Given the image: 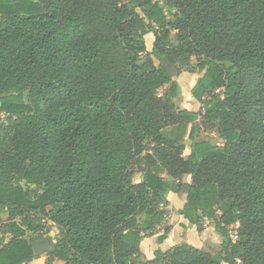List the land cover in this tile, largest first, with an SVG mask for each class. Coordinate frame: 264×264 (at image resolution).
<instances>
[{
  "label": "trees",
  "instance_id": "1",
  "mask_svg": "<svg viewBox=\"0 0 264 264\" xmlns=\"http://www.w3.org/2000/svg\"><path fill=\"white\" fill-rule=\"evenodd\" d=\"M0 114V264L39 260L43 221L48 264H264V0H0ZM171 192L218 252L141 260Z\"/></svg>",
  "mask_w": 264,
  "mask_h": 264
},
{
  "label": "crops",
  "instance_id": "2",
  "mask_svg": "<svg viewBox=\"0 0 264 264\" xmlns=\"http://www.w3.org/2000/svg\"><path fill=\"white\" fill-rule=\"evenodd\" d=\"M180 76V75H179ZM182 77V76H181ZM179 77V79L181 78ZM195 82L188 88L187 92H191ZM182 90L180 91V94ZM191 96V95H190ZM192 98V97H191ZM179 100V102H178ZM174 103L181 110H187L189 112H199L202 106L196 103L193 99L180 101V97L174 100ZM168 133V130H167ZM189 155V149L184 153V157ZM138 182L140 181V173ZM135 182V183H138ZM190 176H184L182 183H189ZM186 201L184 193L171 192L167 196V205L164 208L166 214L163 221L159 225H156L151 233L145 235L142 234V240L139 246L141 260L149 262L154 259V255L157 251L165 252L170 248L180 245H190L197 249H209L212 248L221 238L215 234L210 222L207 221L203 231L197 232L194 226H191L183 217L179 215V210L182 209ZM7 215V212H6ZM164 235V240L159 242V238ZM221 241L219 242V244Z\"/></svg>",
  "mask_w": 264,
  "mask_h": 264
},
{
  "label": "rangeland",
  "instance_id": "3",
  "mask_svg": "<svg viewBox=\"0 0 264 264\" xmlns=\"http://www.w3.org/2000/svg\"><path fill=\"white\" fill-rule=\"evenodd\" d=\"M153 42H154L153 34H147L145 36V43H146L148 52H150L152 50ZM192 64H193L194 70H195V66L197 64V60L195 58L192 60ZM199 76L200 75H198L196 72H195V74L183 72L179 76L181 78L179 79V77H178L176 79L177 83L179 84L180 91L182 90V93L179 95L180 101L181 100L184 101V99L189 100V98H190V100H192V98L190 96L191 94L189 92H187V90H188V88H190V86L193 84V82H195L197 80V78ZM167 87L161 89L159 91V94L162 95L165 92ZM25 102L35 109L40 108V106H41L40 102L37 99L25 97ZM178 102H179V100H178ZM1 118H2V115L0 114V121L2 120ZM164 135H167V130L164 131ZM197 136H198L199 140L204 139V138H209L214 143H217V144L219 143V140H220L219 136L215 133L214 130H199L197 132ZM138 179H139V174L137 173L133 176V182H138ZM6 219H7V215H6V211L4 210V211L0 212V223L4 224L6 222ZM142 220H143V215H139L137 217V221L139 222V224L141 223ZM235 229H236L235 226L230 228V236L232 239H234V236H235ZM38 235L44 237V239L50 238L49 241H50L51 246H52V244L55 243V241L58 237V230L55 226L49 224V222L43 221ZM38 235H31V238L35 239ZM220 241L221 240L219 239V241H217L212 248H209L208 251L211 253L218 252L220 250V247H219ZM48 261H49V257H48V253H47V254L40 256V259L37 260L36 262H34L33 264H48L47 263ZM50 264H63V263H61L58 260H53Z\"/></svg>",
  "mask_w": 264,
  "mask_h": 264
},
{
  "label": "water",
  "instance_id": "4",
  "mask_svg": "<svg viewBox=\"0 0 264 264\" xmlns=\"http://www.w3.org/2000/svg\"><path fill=\"white\" fill-rule=\"evenodd\" d=\"M26 183H23V186H25ZM30 246L33 250L34 257H40L44 254H47L51 249V243L48 239H43L40 241L31 242Z\"/></svg>",
  "mask_w": 264,
  "mask_h": 264
},
{
  "label": "built area",
  "instance_id": "5",
  "mask_svg": "<svg viewBox=\"0 0 264 264\" xmlns=\"http://www.w3.org/2000/svg\"><path fill=\"white\" fill-rule=\"evenodd\" d=\"M49 224H51V223H49Z\"/></svg>",
  "mask_w": 264,
  "mask_h": 264
}]
</instances>
